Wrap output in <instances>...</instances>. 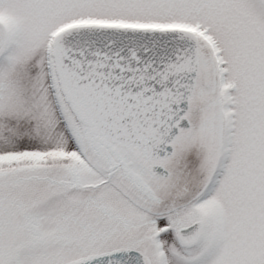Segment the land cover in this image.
<instances>
[{
  "label": "snow or ice",
  "instance_id": "snow-or-ice-1",
  "mask_svg": "<svg viewBox=\"0 0 264 264\" xmlns=\"http://www.w3.org/2000/svg\"><path fill=\"white\" fill-rule=\"evenodd\" d=\"M0 264H264V0H0Z\"/></svg>",
  "mask_w": 264,
  "mask_h": 264
}]
</instances>
